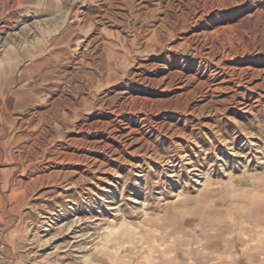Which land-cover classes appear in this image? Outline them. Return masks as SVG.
I'll return each instance as SVG.
<instances>
[{
	"label": "rangeland",
	"instance_id": "374dc122",
	"mask_svg": "<svg viewBox=\"0 0 264 264\" xmlns=\"http://www.w3.org/2000/svg\"><path fill=\"white\" fill-rule=\"evenodd\" d=\"M56 1L0 0V264H264V0Z\"/></svg>",
	"mask_w": 264,
	"mask_h": 264
},
{
	"label": "crops",
	"instance_id": "0c3cea01",
	"mask_svg": "<svg viewBox=\"0 0 264 264\" xmlns=\"http://www.w3.org/2000/svg\"><path fill=\"white\" fill-rule=\"evenodd\" d=\"M56 4H60V3L56 0H48L47 7L43 8L41 11H48L49 10L51 12L52 11L54 12L55 10H57L56 7L59 6V5L56 6ZM65 29H67V27ZM40 45H41V42H39L35 46L25 47V48H27V49H25V51L27 52L28 56L33 57V56L41 55V52L43 51L44 48H43V46H40ZM9 52H7L8 59H11L12 57L16 58L19 54V51L16 49H11V52L10 53ZM32 57H31V59H32ZM35 60H37V62H36L37 66H42L46 62V60L42 57H38ZM35 60L33 59V62H35ZM9 72H10V67H9L8 63L5 60H4V62L0 60V80L4 79V78H2L3 77L2 74L6 75L5 79L0 81V85L4 81L7 83L9 82V79H8L9 78V74H8Z\"/></svg>",
	"mask_w": 264,
	"mask_h": 264
},
{
	"label": "bare ground",
	"instance_id": "6f19581e",
	"mask_svg": "<svg viewBox=\"0 0 264 264\" xmlns=\"http://www.w3.org/2000/svg\"><path fill=\"white\" fill-rule=\"evenodd\" d=\"M183 154V153H182ZM174 158V157H173ZM188 159V158H187ZM175 166V165H174ZM185 166V165H184ZM172 167V166H171ZM192 169H194V168H192Z\"/></svg>",
	"mask_w": 264,
	"mask_h": 264
}]
</instances>
